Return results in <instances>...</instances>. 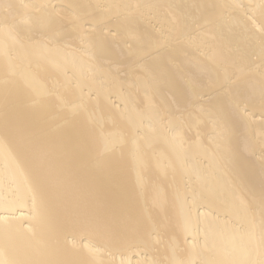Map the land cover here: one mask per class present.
I'll use <instances>...</instances> for the list:
<instances>
[{
  "label": "bare ground",
  "instance_id": "6f19581e",
  "mask_svg": "<svg viewBox=\"0 0 264 264\" xmlns=\"http://www.w3.org/2000/svg\"><path fill=\"white\" fill-rule=\"evenodd\" d=\"M0 264H264V0H0Z\"/></svg>",
  "mask_w": 264,
  "mask_h": 264
}]
</instances>
